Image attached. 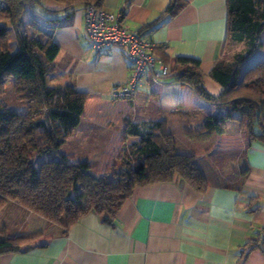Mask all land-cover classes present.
Returning <instances> with one entry per match:
<instances>
[{"label":"crops","instance_id":"1","mask_svg":"<svg viewBox=\"0 0 264 264\" xmlns=\"http://www.w3.org/2000/svg\"><path fill=\"white\" fill-rule=\"evenodd\" d=\"M169 1L100 0L106 11H123L122 25L138 31L158 60V79L149 72L132 99L110 92L130 74L126 48L94 52L84 4L40 0L35 6L55 25L52 39L59 46L47 82L87 93L80 120L56 157L111 178L140 142L135 133L165 121L174 149L194 156L208 186L197 191L179 176L135 185L111 224L89 212L65 232L8 201L0 208V227L8 236L33 239L28 250L0 254V264H264V143L249 140L234 119L224 120L222 133L209 128L208 117L220 114L221 106L167 77L175 57H192L200 62L205 90L219 94L209 73L226 42L225 0H186L177 15L153 22ZM147 22L153 23L142 27Z\"/></svg>","mask_w":264,"mask_h":264},{"label":"trees","instance_id":"2","mask_svg":"<svg viewBox=\"0 0 264 264\" xmlns=\"http://www.w3.org/2000/svg\"><path fill=\"white\" fill-rule=\"evenodd\" d=\"M39 1L0 0V20L8 21V25L0 23V92L8 78H12L14 93L27 106L23 112L0 110V208L8 201H16L57 223L65 232L89 212L111 224L135 185L171 181L179 176L195 190L204 191L208 186L206 177L192 154L174 149L173 135L165 121H159L149 131L135 133L140 142L126 154L122 170L111 178L95 176L87 171L85 163L69 162L63 155L42 160L34 168L32 159L37 154L56 156L57 148L78 124L87 97L86 92L72 86L47 82L59 46L52 39L55 25L47 24L48 17L35 8ZM56 1L66 6L91 3L100 8V0ZM186 3L170 0L153 22L162 24L164 19L177 15ZM225 3L226 42H244L245 47L233 62L218 59L213 64L209 75L221 86L219 94L214 96L205 90L200 62L192 57H175L167 77L188 84L199 96L221 106L220 114L208 117L209 128L222 133L224 120L234 119L249 140L264 143V59L238 76L240 64L256 50L258 36L264 30V0ZM26 8H30L31 16L26 22L34 33L23 28L26 23L21 14ZM40 20L45 29L38 25ZM40 31L42 35L38 36ZM11 32L15 51L8 53ZM32 239L33 236L26 235L8 236L0 229V254L28 250Z\"/></svg>","mask_w":264,"mask_h":264},{"label":"built area","instance_id":"3","mask_svg":"<svg viewBox=\"0 0 264 264\" xmlns=\"http://www.w3.org/2000/svg\"><path fill=\"white\" fill-rule=\"evenodd\" d=\"M122 13L114 14L91 3L83 7L85 32L96 54H102L114 45L126 48L127 59L131 63L130 74L126 82L112 85L110 92L114 98L132 99L149 72L153 71L155 80L160 73L154 70L158 60L150 52V43L138 31L122 25Z\"/></svg>","mask_w":264,"mask_h":264},{"label":"rangeland","instance_id":"4","mask_svg":"<svg viewBox=\"0 0 264 264\" xmlns=\"http://www.w3.org/2000/svg\"><path fill=\"white\" fill-rule=\"evenodd\" d=\"M30 18H31L30 8H26L25 11L21 14L22 22L24 24L26 23L25 27H23V28L25 31H28L29 33H34L32 27H29V25H27V22H26ZM39 19L43 20V18H41L40 16H39ZM43 21L40 20V23L38 25L40 26V28L45 29V25L42 24ZM0 23L8 25V21H1L0 20ZM41 35H42V31L38 32V36H41ZM9 37H10V45H9L8 53H13L15 51V44L13 41L14 36H13L12 32L10 33ZM258 42H259V44H258L256 50L246 60H244L240 64L239 71H238L239 77L242 75L244 70H246L248 67H250L254 63L264 59V30H262L261 33L259 34ZM244 47H245L244 42H234V41L228 40L227 42H225V44L223 46V50L221 52L219 60H222L225 63L233 62L235 60L237 53L244 51ZM26 107H27L26 101L19 99L13 91L12 78H8V80L4 84L2 91L0 92V110L1 111L7 110V111H13V112H23L26 110ZM52 157L57 158L54 154H51V153L50 154H48V153L37 154L32 159V164H33L34 168L36 169L42 160L52 158ZM129 159L131 160L132 158H129ZM0 229H3L4 233L7 235L4 227H0Z\"/></svg>","mask_w":264,"mask_h":264}]
</instances>
